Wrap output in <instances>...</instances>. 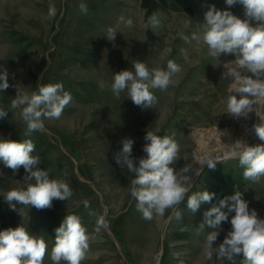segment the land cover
<instances>
[{
  "label": "rangeland",
  "instance_id": "rangeland-1",
  "mask_svg": "<svg viewBox=\"0 0 264 264\" xmlns=\"http://www.w3.org/2000/svg\"><path fill=\"white\" fill-rule=\"evenodd\" d=\"M81 3L88 5L87 14L81 12ZM50 5L56 8L51 19ZM210 5L245 18L241 4L229 7L225 0H0V66L7 69L10 84L0 92V107L9 110L0 118V139H31L36 145L32 155L40 157L37 167L73 190L69 200H54L50 209L17 204L12 210L4 196L11 189L26 188V173L23 167L14 173L0 163V230L22 225L42 237L48 245L43 264H53L55 229L68 214L81 218L90 237L81 264H230L215 256L206 258L204 244L213 229L199 228L204 212L240 191L249 208L264 219V177L259 182L246 180L238 157L217 160L214 169L199 165L195 158L198 137L216 129L242 139L261 121L256 115L259 111L264 120V98H258L254 111L247 115L246 130L241 129L242 120L227 114V98L238 87L229 70L250 75L235 65L234 55L212 57L202 40L186 43L181 38L201 31L198 23L204 22ZM153 13L161 19L160 28L151 29L147 22ZM121 17V33L109 41L106 30ZM128 19L133 22L131 27ZM166 49H171L167 55ZM169 59L183 70L174 77L175 85L152 90L158 99L154 108L142 110L126 92L116 99L109 87H99L101 81L110 86L113 74L133 70L138 60L151 70L166 68ZM55 83L63 84L72 101L58 120L44 119V131L25 136L21 109L10 107L17 88L30 94L41 85ZM147 131L172 136L180 146V158L174 165L177 173L190 169L186 173L189 192L181 204L163 215L154 214L151 220L143 218L131 196L134 174L114 159L127 137L134 141L132 157L138 165L140 158L147 157L143 151L149 143L144 139ZM261 144L264 141L259 139L249 146ZM204 190L215 193L213 200L190 212L188 195ZM90 211L95 215H89ZM231 215L222 222L214 247L231 230ZM99 216L107 226L96 231ZM242 258L237 257L236 264Z\"/></svg>",
  "mask_w": 264,
  "mask_h": 264
},
{
  "label": "clouds",
  "instance_id": "clouds-1",
  "mask_svg": "<svg viewBox=\"0 0 264 264\" xmlns=\"http://www.w3.org/2000/svg\"><path fill=\"white\" fill-rule=\"evenodd\" d=\"M229 7L241 4L244 8V19L227 10H219L210 5L204 13V22L198 23L201 31L193 32L191 37L182 35L186 43L203 41L212 57L234 55V63L239 68L246 69L250 75L243 76L239 71L230 69V74L238 82L236 94L227 98V114L233 118L247 116L254 111L258 98H264V0H225ZM81 12L87 14L86 3L80 4ZM56 8L49 6L48 17L54 18ZM151 29L162 26L158 14L148 17ZM120 23L108 27L106 38L114 41ZM132 20H127V26H132ZM171 49L165 50V55ZM181 65L174 60H167L165 67H153L151 70L141 61L133 63V70H121L113 74L110 86L101 81L99 87L106 86L116 99L126 92L134 105L142 110L154 108L158 103L153 89L167 90L178 83L174 77L182 72ZM9 74L6 68L0 66V92L8 89ZM239 94V98H237ZM72 101V96L64 90L62 83L46 84L38 87V91L27 93L17 88L15 98L10 107L21 109V116L26 124L25 136L33 132L44 131V119H59L66 106ZM8 111L0 107V118H5ZM256 136L264 141V120L253 125ZM146 143L143 151L146 158H140L138 165L132 157L134 141L123 138L122 148L114 155L117 164L126 166L134 174L131 180L130 193L136 200V208L144 219L151 220L154 214L163 215L166 209L179 206L189 192L190 169L184 168L183 174H178L175 163L180 158V146L172 136L163 137L147 131L144 137ZM36 145L31 139L15 141L0 139V163L14 173L21 167L28 181L26 188H14L4 196L12 210L16 205L34 207L37 210L50 209L54 200L66 201L73 195L68 183L59 179H50L46 170L37 167L40 163L38 155H32ZM232 155L238 156L239 165L243 168V177L252 182H259L264 177V144L249 146L246 143L242 149ZM197 163L214 169L218 162L211 154L197 156ZM34 181V183H32ZM215 196L207 190L193 192L187 197V208L195 213L202 203H210ZM84 206L89 207L85 201ZM227 209L224 211L223 209ZM21 211V208H20ZM231 230L227 232L223 242L214 247L222 222L229 220ZM22 215V212H21ZM89 215H95L89 212ZM181 219V211L176 212ZM207 225L213 229L206 236L204 253L208 260L214 256L219 261L227 260L236 264L237 257L242 256L241 264H264V219L260 218L255 209L249 208V202L243 198V193L236 191L204 212L203 222L199 228ZM103 216L97 219L96 231L106 227ZM89 234L81 218L75 214L66 215L60 226L55 229V242L51 249L53 264H81L89 250ZM48 251V245L42 237L32 235L24 226L0 230V264H43Z\"/></svg>",
  "mask_w": 264,
  "mask_h": 264
},
{
  "label": "bare ground",
  "instance_id": "bare-ground-1",
  "mask_svg": "<svg viewBox=\"0 0 264 264\" xmlns=\"http://www.w3.org/2000/svg\"><path fill=\"white\" fill-rule=\"evenodd\" d=\"M257 117H260V120H263V114L261 111H259V114H256ZM256 117V118H257ZM239 120H242L241 129L246 130V126L249 124H246L248 121L249 116H241L238 117ZM250 120V118H249ZM261 122V121H260ZM258 120L256 121V124L260 123ZM252 126V125H251ZM240 130V129H239ZM252 132L245 135L244 138H237L235 135L229 133V131L225 133L218 132L216 129L212 130L208 136H200L198 137V150H196L197 156H203L205 154H211L213 157H215L217 160L220 159H226L229 157H238L232 155L233 152L238 153L242 146L246 143L247 145L251 144L254 145L257 143V140L259 138L256 136L253 127L251 128ZM239 134H243L242 130L239 132ZM210 135V136H209ZM207 140L210 141V144L207 142ZM210 148H209V146ZM197 160V159H196ZM200 165V164H199ZM190 181V180H189Z\"/></svg>",
  "mask_w": 264,
  "mask_h": 264
}]
</instances>
